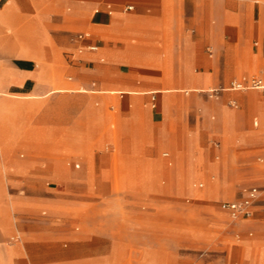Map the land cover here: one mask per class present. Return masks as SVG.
<instances>
[{"label": "crops", "instance_id": "0c3cea01", "mask_svg": "<svg viewBox=\"0 0 264 264\" xmlns=\"http://www.w3.org/2000/svg\"><path fill=\"white\" fill-rule=\"evenodd\" d=\"M126 1L133 3H126L122 10L120 4ZM129 5L132 8H127ZM0 29L6 32L5 46L26 47L22 50L26 54L12 48L0 58L2 235L13 231L6 225L11 222L9 211L13 208L21 213V221L28 223L26 235L38 233L43 222L29 217L42 205L37 195L9 198L3 193L6 177L15 190L29 192L44 191L47 180L61 184L76 176L74 171L66 173L55 167L49 172L34 170L33 161L10 159L11 150L22 143L37 155L58 143H67L66 149L71 152L77 142H88L85 152L90 159V143L103 148L106 142H123L134 153L120 162L119 188L136 187L141 180L148 184L157 180V161L152 157L141 161V150L153 156L161 148H173L177 153L174 170L169 160L160 159L162 173L169 177L168 185L183 176V187L190 192L187 180L192 177V189L202 194L196 182L205 178L209 189L216 190L215 176L224 175L226 170L202 165L205 149L200 144L208 141L210 133L183 134V118L170 117L172 92L207 91L233 76L258 70L264 76V0H0ZM79 33L88 35L78 37ZM130 34L147 41V46L135 38L128 40ZM207 46L212 47L210 55ZM79 47L84 50L76 57L74 51ZM158 47L162 51H157ZM172 59L179 64L176 70L170 67ZM66 70L72 73L67 78ZM187 83L202 86L188 88ZM88 91L92 92L90 96L82 93ZM252 93L233 91L223 96L245 100ZM139 94L145 99L146 94H156L151 107L157 109L148 108V101L141 109ZM113 102L121 111L119 136L113 133V121L105 110V105ZM255 107L263 117L264 97ZM10 111L16 115L8 126ZM173 112L176 115V108ZM249 115L244 112L240 118L228 107L223 109L220 121L212 124L220 127L223 145L228 142L232 152H239L237 165L229 172L245 181L259 173L251 166L248 151L264 146V132L247 126ZM79 120L87 127H79ZM163 155L168 156V152ZM84 173L88 174L84 185L89 187L90 171ZM260 173L264 192V171ZM150 174L151 179L147 177ZM99 175L105 184L106 170L101 169ZM258 201L264 202V195L254 202ZM21 254L17 243L0 245V261L8 257L12 264L18 260L44 264V258L32 248L26 251L27 260L20 258ZM244 255L249 264H264V242L258 248L251 246Z\"/></svg>", "mask_w": 264, "mask_h": 264}, {"label": "rangeland", "instance_id": "374dc122", "mask_svg": "<svg viewBox=\"0 0 264 264\" xmlns=\"http://www.w3.org/2000/svg\"><path fill=\"white\" fill-rule=\"evenodd\" d=\"M126 3L133 2L121 3L122 10ZM180 21L183 23V17ZM5 33L0 29V58L12 48L16 53L26 54L22 51L26 47H3L6 44ZM132 38L141 40L130 34L128 40L131 41ZM140 42L145 46L148 44L144 40ZM80 50H84V47L74 51L76 57L81 54ZM160 50L162 48L158 47L157 51ZM147 51L145 47V53ZM207 52L209 55L213 53L211 46H207ZM144 66L147 68V63ZM178 66L172 59L171 69L176 70ZM64 75L67 78L72 73L66 70ZM253 78H260L264 83V76L258 70L233 76L226 83L216 84V89L212 91L172 92L170 117L183 118V134L204 131L210 133L211 139L200 144L205 149L202 165H212L219 171L222 168L226 170L224 175L215 176L216 190L209 189L207 179L199 178L196 186L202 190V194H197L200 193L197 188L192 189L190 184L195 181L192 177L187 180L190 192L187 187H183V176H178L174 184L168 185L169 177L162 173L161 160H169L174 170L177 153L173 148H161L153 156H148L145 150H141V161L145 162L147 157L157 161V180L151 184L141 180L136 187L119 188L120 162L134 153L123 142H106L103 148L94 142L90 143L93 144L90 159H87L85 152L88 142H77L71 152L66 149L67 143H58L51 150L43 148L37 155L26 143L16 145L9 153L10 159L17 158L25 163L33 161L34 166L31 168L34 170L49 172L55 167L66 173L74 171L76 176L65 179L61 184L47 180L44 182L47 187H44V191L35 189L29 192L15 190L9 184V176L6 177L3 193L9 198L18 197L17 194L23 198L29 193L37 195L42 205L38 212L29 217L43 222L37 228L38 233L26 235L24 229L28 227V223L21 221V213L13 208L9 211L11 222L6 224L13 231L7 235L0 233V245L19 244L22 251L20 258L25 260L26 251L32 248L44 258V264H249L244 253H248L251 246L258 248L264 242V202H253L251 216L233 218L228 211L219 207V201L240 199L249 185L258 186L257 197L261 199L264 195L263 177L260 173L264 171V146H256L248 151L250 164L259 173L245 181L242 176H234L229 172L230 167L237 165L239 152H232L228 142L223 145L220 127L212 124L220 121L223 109L231 107L240 118L244 112H249L247 126L264 132V116L261 117L255 107L260 97H264V89L253 87ZM236 82H241L242 85L235 87ZM186 85L188 88L202 86L194 83ZM233 91L253 93L248 100L231 95L223 96V93ZM82 93L90 96L92 92ZM146 95L145 99L144 94H139L141 109L148 101V108L156 110V107H151V102L157 98L156 94ZM174 108L177 110L176 115ZM105 110L113 121V133L119 136V107L114 102L108 103ZM15 115V111L13 114L9 112L6 120L8 126L13 123L12 117ZM77 125L87 127L83 120H79ZM64 126L68 127L66 122ZM166 151L168 156L163 155ZM101 169L106 170L105 184L99 179ZM85 170L90 171L89 187L84 185L88 183ZM152 176L147 175L149 179ZM198 177L196 175L195 178ZM219 178L223 181L218 182ZM160 179L162 183L159 182ZM200 182L203 183L202 186H199ZM32 187L34 188L33 185ZM48 200L51 202H46ZM0 264L12 262L7 257ZM17 264L25 263L18 260Z\"/></svg>", "mask_w": 264, "mask_h": 264}, {"label": "built area", "instance_id": "2783aa9c", "mask_svg": "<svg viewBox=\"0 0 264 264\" xmlns=\"http://www.w3.org/2000/svg\"><path fill=\"white\" fill-rule=\"evenodd\" d=\"M127 8H132V5L127 6ZM88 35L87 33H79L78 37H83ZM96 48V46H91ZM251 85L255 88H263L264 83L260 78H253L251 80ZM259 191L258 187L252 186L245 190V194L240 199L235 200H225L220 203V208L226 210L230 213L233 218L239 217H249L252 214L251 206L255 199L257 198V192Z\"/></svg>", "mask_w": 264, "mask_h": 264}, {"label": "bare ground", "instance_id": "6f19581e", "mask_svg": "<svg viewBox=\"0 0 264 264\" xmlns=\"http://www.w3.org/2000/svg\"><path fill=\"white\" fill-rule=\"evenodd\" d=\"M3 47L5 46V45H2ZM5 48L7 49V48H9V47H7V46H5ZM234 85V84H233ZM242 85V83L241 82H236V85H235V87H240ZM195 87V86H194ZM216 88H213V89H210V90H207V91H212V90H215ZM154 105V104H153Z\"/></svg>", "mask_w": 264, "mask_h": 264}]
</instances>
